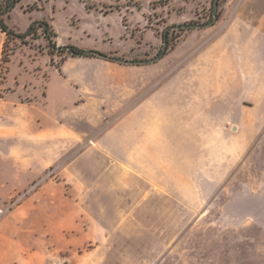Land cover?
<instances>
[{"label":"rangeland","instance_id":"1","mask_svg":"<svg viewBox=\"0 0 264 264\" xmlns=\"http://www.w3.org/2000/svg\"><path fill=\"white\" fill-rule=\"evenodd\" d=\"M214 2L17 3L15 31L109 58L7 38L44 154L0 155V234L48 264H264V0Z\"/></svg>","mask_w":264,"mask_h":264},{"label":"crops","instance_id":"2","mask_svg":"<svg viewBox=\"0 0 264 264\" xmlns=\"http://www.w3.org/2000/svg\"><path fill=\"white\" fill-rule=\"evenodd\" d=\"M7 38V33L0 29V76L4 63V45ZM9 73L6 77L9 90L5 92V96H0V155H43L44 147H40L38 143H34L31 148L29 147L30 140L34 139L36 142L39 139L41 140L44 135L43 132L38 130L37 132H31L33 135L35 134V138L30 137V125L39 123L37 113L39 108L34 99L28 98V95H31L27 90L28 87L20 84L18 77L10 80ZM2 142L4 147L1 146ZM97 232L96 234L101 237L107 234L105 229L97 230ZM84 234L87 237L94 235L91 230L85 231ZM38 235L40 236V234ZM0 240V264L50 263L46 259L44 248L31 247L20 242L18 238L14 239L9 235L0 234Z\"/></svg>","mask_w":264,"mask_h":264},{"label":"trees","instance_id":"3","mask_svg":"<svg viewBox=\"0 0 264 264\" xmlns=\"http://www.w3.org/2000/svg\"><path fill=\"white\" fill-rule=\"evenodd\" d=\"M21 0H0V29L3 32H6L8 37H20V38H26L29 35L35 34L39 29H42L44 32L45 37L48 39L49 43L52 47L58 48L60 51H67L69 52L73 57H81V56H95L94 54H85V50L82 48H79L75 45H66V46H60L57 47V44L53 42V35H56V33L53 31V28L49 23L46 21H34L31 23L30 27L28 28L26 33H20L15 31L13 28L7 25L5 22V18L10 16L11 11L15 8L18 2ZM167 39V38H166ZM6 47L7 45H4V56H3V62H9V59H6Z\"/></svg>","mask_w":264,"mask_h":264},{"label":"water","instance_id":"4","mask_svg":"<svg viewBox=\"0 0 264 264\" xmlns=\"http://www.w3.org/2000/svg\"><path fill=\"white\" fill-rule=\"evenodd\" d=\"M218 6H219V0H215V2H214V19L210 22L209 25H213L215 20L218 18V16H217ZM180 27L191 28V27H194V25H192V24H183V25H176L175 26V28H180ZM167 45H168V41L165 40L163 50H162L161 54L159 55V57H162L166 53ZM85 54H95V55L100 56V57L109 58L106 55L100 54L99 52L92 51V50L85 51ZM159 57L156 58V59H159ZM156 59H153L152 61H155ZM121 61H124V60H121Z\"/></svg>","mask_w":264,"mask_h":264}]
</instances>
